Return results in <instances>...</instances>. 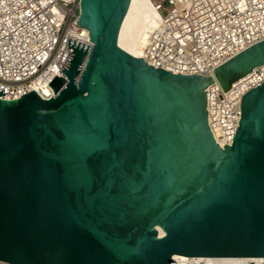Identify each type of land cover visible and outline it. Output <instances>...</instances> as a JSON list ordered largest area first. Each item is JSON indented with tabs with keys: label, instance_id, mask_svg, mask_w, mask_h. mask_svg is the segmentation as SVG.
<instances>
[{
	"label": "water",
	"instance_id": "1",
	"mask_svg": "<svg viewBox=\"0 0 264 264\" xmlns=\"http://www.w3.org/2000/svg\"><path fill=\"white\" fill-rule=\"evenodd\" d=\"M67 60L45 88L0 89V261L171 264L264 258V81L220 149L211 76L143 61L147 0H79ZM264 63V39L214 68L224 92ZM158 227L164 232L158 236Z\"/></svg>",
	"mask_w": 264,
	"mask_h": 264
},
{
	"label": "built area",
	"instance_id": "2",
	"mask_svg": "<svg viewBox=\"0 0 264 264\" xmlns=\"http://www.w3.org/2000/svg\"><path fill=\"white\" fill-rule=\"evenodd\" d=\"M78 1L0 0L1 98L17 99L33 90L34 82L48 84L56 74L62 76L60 70L72 52L66 48L69 29L79 28ZM155 6L163 19L145 52L147 63L158 68L168 65L186 73L207 70L225 60L229 52L264 39V0H158ZM243 39L250 40L244 47ZM254 71L260 74L264 66ZM263 81L264 77L248 84V89ZM237 83L225 92L215 83L205 87L208 125L226 145L231 144L239 123L243 94Z\"/></svg>",
	"mask_w": 264,
	"mask_h": 264
},
{
	"label": "bare ground",
	"instance_id": "3",
	"mask_svg": "<svg viewBox=\"0 0 264 264\" xmlns=\"http://www.w3.org/2000/svg\"><path fill=\"white\" fill-rule=\"evenodd\" d=\"M148 3L151 5V7L153 8V10L156 12V14L158 15V18H152L150 19L140 30L137 39L139 41V43L141 44H145L147 46L149 39L151 37V34L159 28L160 23L163 19V17L161 16L160 12L158 10H156V6L155 4L158 2V0H147ZM69 38L74 39L75 41H78L80 43L83 44H87L89 42V37H88V30L86 28H77V27H71L69 29V33H68ZM183 41V40H181ZM250 40L248 39H243L241 41L242 46L244 47L245 44L249 43ZM241 51L236 50V51H231L229 52V56L227 55L226 59L223 60L222 62H219L218 64L214 65L213 67H211L210 69L204 70L203 68H200L198 70L192 71L195 73H186L183 70L181 71L180 68H176V67H170L168 65H164L163 67L168 69V70H172L178 73H183V74H201L204 77H208L211 76L213 81L212 83H215L217 86H221V84L219 83L215 73H214V68L218 67L219 65L223 64L224 62L228 61L229 59L233 58L234 56L238 55ZM232 53V54H231ZM143 61L144 62H149L148 58H147V54L144 51L143 55H142ZM264 63L260 64V65H255L252 68V71L255 70L258 67H263ZM248 72V76H246L247 74L241 76L240 78L234 80L233 82L235 83L238 80V83L236 84V87H239V92L241 94H245L249 89H248V84H256L257 82L261 81L264 77V72L259 73H255L254 72ZM244 77V78H243ZM243 78V79H242ZM240 79V80H239ZM231 82V84L233 83ZM47 85V81H36L33 83V87L32 88H45ZM223 89V88H222ZM205 91V89H204ZM209 126V125H208ZM209 131L212 135V138L215 142V144L218 145V147L220 149H224L223 145L225 144L224 142H222L219 138H218V134L215 131V129L209 127ZM164 234L163 230L161 228L158 227V236H162ZM174 259H178V260H182V261H191L190 264H264V258L262 257H207V256H193V257H188V256H184V255H179V254H174L173 255V260ZM0 264H11V263H7V262H3L1 261ZM172 264H178L175 261Z\"/></svg>",
	"mask_w": 264,
	"mask_h": 264
}]
</instances>
